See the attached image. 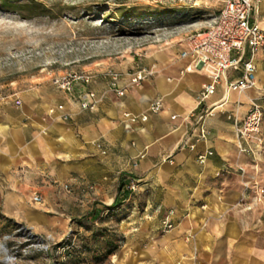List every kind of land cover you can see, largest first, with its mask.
<instances>
[{
	"label": "crops",
	"instance_id": "obj_1",
	"mask_svg": "<svg viewBox=\"0 0 264 264\" xmlns=\"http://www.w3.org/2000/svg\"><path fill=\"white\" fill-rule=\"evenodd\" d=\"M252 21L264 29V0ZM186 48L182 41L180 48L129 56L113 70L121 85L140 69L154 74L121 97L105 71L73 94L44 84L24 93L20 105L0 99L2 217L57 243L77 222L115 214L126 240L113 264H264V147L254 140L241 152L236 137L253 102L264 109V50L254 57L256 87L228 90L241 65L200 104L210 77L203 70L181 74L190 63L179 56ZM84 89L98 97L94 110L81 107ZM157 100L162 111L151 113ZM211 107L208 137L194 150L181 147L193 130L191 113ZM126 112L149 118L127 130ZM206 151L213 155L201 163ZM165 219L173 228H164Z\"/></svg>",
	"mask_w": 264,
	"mask_h": 264
},
{
	"label": "rangeland",
	"instance_id": "obj_2",
	"mask_svg": "<svg viewBox=\"0 0 264 264\" xmlns=\"http://www.w3.org/2000/svg\"><path fill=\"white\" fill-rule=\"evenodd\" d=\"M35 1L39 8L28 11L0 1V99L19 105L24 93L66 72L94 76L129 56L180 48L223 6L221 0ZM122 226L115 214L94 216L54 243L0 210V264H113L125 245Z\"/></svg>",
	"mask_w": 264,
	"mask_h": 264
},
{
	"label": "built area",
	"instance_id": "obj_3",
	"mask_svg": "<svg viewBox=\"0 0 264 264\" xmlns=\"http://www.w3.org/2000/svg\"><path fill=\"white\" fill-rule=\"evenodd\" d=\"M221 1L223 6L218 15L214 16L203 29L189 33L183 40L187 48L179 54L181 59H190V63L185 66L181 74L203 70L210 77V81L203 85L198 96L200 104L215 94L217 87L223 83L229 70L235 67L242 65L243 74L235 81L227 83L228 90L244 93L257 85L254 57L264 50V29L252 21V15L257 4L263 0ZM247 51L250 53L249 58H246ZM108 74L111 77V90L121 97L125 95L128 87L141 85L154 72L151 69H140L132 75L126 85L120 84L122 76L120 73L112 70L108 71ZM92 80L93 75L88 72L70 71L64 75L54 77L52 83L58 89L73 94L77 88L87 87ZM79 100L81 107L85 110H94L99 103L96 93L85 89L80 92ZM17 103H20V101ZM162 108V102L157 100L151 104L150 112L159 113ZM214 108L211 107L200 112L194 111L191 113L193 130L183 141L181 147L188 146L191 150H194L197 142L208 137L209 132L206 122L208 117L213 115ZM67 118L68 116H64V119ZM148 118V113L134 115L126 112L124 113L123 124L127 130H131L134 123L147 121ZM263 127L264 109L259 103L253 102L245 118L236 124V137L241 152H250V149L244 146V143L254 140L264 147ZM98 146L102 148V145L99 144ZM104 153L106 152L104 151ZM212 155V151H206L199 154L197 158L201 163H204ZM132 187L134 188V185ZM62 188L70 191V185L68 184L63 185ZM262 198V196H259L256 200L259 202ZM33 202L40 204L43 202V197L36 193L33 195ZM163 226L165 229L173 228V224L168 219L163 221ZM31 234L33 235V233ZM45 247L49 248V245Z\"/></svg>",
	"mask_w": 264,
	"mask_h": 264
},
{
	"label": "trees",
	"instance_id": "obj_4",
	"mask_svg": "<svg viewBox=\"0 0 264 264\" xmlns=\"http://www.w3.org/2000/svg\"><path fill=\"white\" fill-rule=\"evenodd\" d=\"M0 1L3 2L2 7H6V8L16 6L18 9L25 11L39 8V5H37L35 0H29V3H25V4H20V2H22L23 0H0ZM112 251L113 249L110 252Z\"/></svg>",
	"mask_w": 264,
	"mask_h": 264
}]
</instances>
